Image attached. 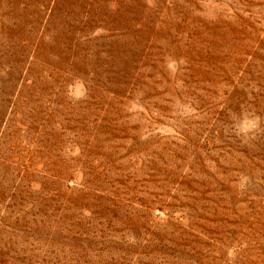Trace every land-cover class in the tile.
<instances>
[{
    "label": "rangeland",
    "instance_id": "rangeland-1",
    "mask_svg": "<svg viewBox=\"0 0 264 264\" xmlns=\"http://www.w3.org/2000/svg\"><path fill=\"white\" fill-rule=\"evenodd\" d=\"M0 264H264V0H0Z\"/></svg>",
    "mask_w": 264,
    "mask_h": 264
}]
</instances>
